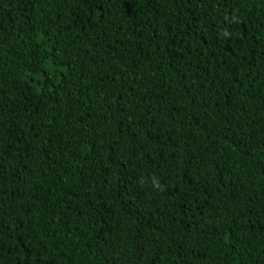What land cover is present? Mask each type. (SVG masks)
Here are the masks:
<instances>
[{"label":"trees","instance_id":"trees-1","mask_svg":"<svg viewBox=\"0 0 264 264\" xmlns=\"http://www.w3.org/2000/svg\"><path fill=\"white\" fill-rule=\"evenodd\" d=\"M0 264H264V0H0Z\"/></svg>","mask_w":264,"mask_h":264},{"label":"clouds","instance_id":"clouds-1","mask_svg":"<svg viewBox=\"0 0 264 264\" xmlns=\"http://www.w3.org/2000/svg\"><path fill=\"white\" fill-rule=\"evenodd\" d=\"M152 186L156 189H162L163 185H161V183L159 182L158 179H156L155 177L152 178Z\"/></svg>","mask_w":264,"mask_h":264}]
</instances>
